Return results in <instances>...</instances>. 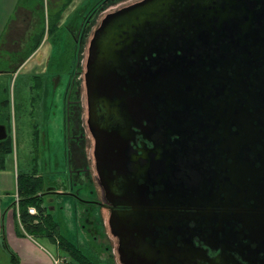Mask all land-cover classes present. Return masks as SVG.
I'll return each mask as SVG.
<instances>
[{"label": "flooded vegetation", "instance_id": "1", "mask_svg": "<svg viewBox=\"0 0 264 264\" xmlns=\"http://www.w3.org/2000/svg\"><path fill=\"white\" fill-rule=\"evenodd\" d=\"M114 1L101 0L93 6L81 19L78 31L70 27L69 56L75 61L67 60L63 127L66 186L62 184L65 192L61 193L85 206L92 247L88 256L98 264H122L123 243L129 245L127 253L133 264H147L151 258L156 259L155 264H185L186 256L194 259L190 264H264V229L251 222L252 201L238 193L241 184L232 181L235 177L230 167L233 160L241 168L247 163L259 166L261 158L251 153L250 146H243L235 157L229 156L228 149H221L214 129L221 132L222 126L208 117L201 119L180 85L183 78L193 76L205 83L212 79V70L223 67L226 81L231 77L239 86L249 82L261 85L258 94L264 100V84H260L264 83V30L257 29V44L248 41L243 47H251L260 64L243 65L244 55L234 54L229 45L222 47L230 40L220 32L211 31L206 39L198 31L186 33L180 19L186 13L180 9L194 0H176L171 10L178 12L171 11L162 21L124 36L119 58L127 60L126 68H117L118 75L113 74V95L102 94L96 100L94 130L89 119L86 55L106 15H97L98 9ZM136 1L140 0L129 4ZM203 1L232 14L242 8L227 0H199ZM255 3L259 9L264 6L259 0ZM178 56L187 62H178ZM62 62H55L58 73L66 71ZM54 65L49 64V69ZM187 90L193 100L191 88ZM227 94L233 98L239 95V103H232L244 107L247 99L241 88ZM178 97L185 102L179 104ZM94 132L101 138L99 164L94 157ZM123 264H127L125 259Z\"/></svg>", "mask_w": 264, "mask_h": 264}, {"label": "water", "instance_id": "2", "mask_svg": "<svg viewBox=\"0 0 264 264\" xmlns=\"http://www.w3.org/2000/svg\"><path fill=\"white\" fill-rule=\"evenodd\" d=\"M179 1L183 2L185 0ZM227 1L231 6L239 3L242 8L238 11H233L232 14L221 6H211L204 1L199 2V0H194L193 3H186L180 9V12L186 13V17L180 18L183 21L182 29L186 33L198 31L199 36L205 39L211 31L220 32V36H224L230 40L229 43L222 44V47L226 45L233 47L234 54L241 55V57L244 55L243 65L246 63V66L256 67L260 63L257 60L258 57L255 56V52L249 46L246 49L243 47L247 45L245 43L248 41L253 46L257 44L255 41L257 29L261 27L264 30V6L261 9L257 8L255 0ZM259 2L264 4V0H259ZM172 5L176 6V0H140L107 13L101 20L88 45L86 55L87 72L85 76L91 108L89 119L90 127L94 130L97 127V116L94 114L96 100L102 94L113 95L115 91V79H112L115 76L113 74L117 73V68H126L127 60L122 61L119 58V51L125 47L124 36L137 29H143L147 24H151V22L158 23L162 21V17L164 18V16L169 15L171 11L178 12L176 8L171 10ZM196 22L199 25H196ZM227 22L229 23L227 24ZM206 44L204 43L203 45L208 48ZM242 50L245 51L244 54ZM178 62L183 63L187 61L184 57L178 56ZM236 66L238 68L239 64H236ZM212 71L210 75L212 79H206L205 83L198 80L195 81L193 76L188 80L183 78V84L180 85H182L185 91L184 97H186V100L192 107L194 106L196 113L201 115V119L208 117L211 121L222 126L221 132L216 127L214 129L215 141H217L221 149L229 150L230 157L238 155L243 146H250L252 149L251 153L258 157L260 156L258 158H261L259 166L247 163V165H244V168H241L233 160L230 167L231 174L235 177L232 181H238L241 184V191H238V193L245 195L249 201H252L254 218L251 222H255L256 225L264 229V100H260L258 94L261 85H258L257 82H249L248 84L239 86L233 84L234 81L231 77L229 81H226L225 68L219 67ZM232 72L236 74L235 71ZM238 81L236 80L237 83ZM188 87L193 92V100H190ZM239 88L246 95L247 100L244 103V107H241L239 104L233 105L232 103V100L234 103H239V95L235 94L236 96L233 98L227 94L229 90L232 89L237 92ZM152 95L154 94L152 93ZM184 102L182 98L178 97L179 104H183ZM195 118L197 121L200 120L197 115ZM6 129L5 125H0V141H3L8 136ZM93 137L96 142V154L94 157H96V161L98 162L99 155L97 153L99 151L97 147L100 148L101 138L95 132ZM106 179L107 183L111 185L110 177ZM56 191L61 190L54 188L53 193L64 194ZM240 198L238 197L236 201H239ZM122 206H125V204ZM245 221H249V219H245ZM113 223L114 221L111 218L109 225L112 226ZM124 224L127 225V223ZM128 247V244L124 245L122 243V256L127 264H133L127 253ZM124 259L120 258L122 264ZM186 259L185 264H190L189 262L194 260H191V257L188 256H186ZM155 263V258L147 260V264ZM134 264H140V261H135Z\"/></svg>", "mask_w": 264, "mask_h": 264}, {"label": "rangeland", "instance_id": "3", "mask_svg": "<svg viewBox=\"0 0 264 264\" xmlns=\"http://www.w3.org/2000/svg\"><path fill=\"white\" fill-rule=\"evenodd\" d=\"M100 1L34 0L32 2V8L35 7L33 9L34 14L37 16L36 28L40 32H45V40L47 41L45 51H47L46 48L50 49L52 47L54 49L53 56L62 57L61 59L65 61V65H63L65 72L58 73L56 64L52 69H49L46 90L35 89L33 85L35 81L32 77L36 72L29 69L30 65L13 73L11 72L12 64L7 63L3 56L0 57V71L3 72L0 73L1 99L4 97L1 91L7 86L10 93L11 130L14 142V153L10 158L14 159L15 165L20 171L30 173L35 170L38 175L42 176L44 187L47 191L43 196V204L49 208V213L52 215L54 222L58 224L59 235L64 240L81 245L83 252L87 255H91L92 247L90 246L91 242L87 233L89 226L84 216L85 206L69 198L66 194L53 193V189L61 190L56 192H64L63 185L66 186L63 179L66 171L63 127L65 88L68 85L69 78L67 57L70 59L69 54L71 53L70 41L72 34L70 27L78 28L77 26L81 19L86 17L93 6ZM132 1L135 0H116L98 9L97 15L102 12L100 16L102 17ZM37 6L42 7L39 9ZM59 12L62 13L61 19L56 21L55 17ZM2 13L5 14L6 18L12 14L6 8H2ZM57 22H59L56 25L58 26L57 29L49 36L47 31L49 25L57 24ZM66 51L67 55L64 56ZM17 55H19L18 58L25 56L24 54ZM13 65H15V61ZM35 128L40 130V139H36ZM33 139L36 142H33ZM9 183H12L9 186L8 195L11 204V202L16 201L17 182L13 178ZM36 241L50 252L52 256H63L67 258L69 264H75L72 258L65 253L57 254L56 247H51L52 244L50 245L47 241H42L41 239ZM40 258L45 259L43 256H40Z\"/></svg>", "mask_w": 264, "mask_h": 264}, {"label": "crops", "instance_id": "4", "mask_svg": "<svg viewBox=\"0 0 264 264\" xmlns=\"http://www.w3.org/2000/svg\"><path fill=\"white\" fill-rule=\"evenodd\" d=\"M33 1L0 0V57L3 56L7 63L12 64V70L15 72L30 65L31 71H35L36 75H41V89L46 90L49 78L48 69L54 49L52 47L46 48L47 51H45L47 43L45 32H40L36 28L37 16L33 10L35 7L32 8ZM37 7L40 9L42 6ZM2 8L11 11L10 17H5ZM17 54H24L25 56L18 58L19 55ZM14 61L15 65H13ZM35 126L38 128L37 125ZM35 132L39 134L36 135V139H40V130L36 129ZM4 168V170H0V264H13L11 253L17 256L18 264H54L53 258L55 256H52L36 240L47 241L50 245L52 244L51 247H56V249L58 248L57 244L51 243L52 241L47 238L36 239L26 233L19 219V200L10 204L8 195L9 186L12 183L9 182L13 178L17 182L18 170L20 169L16 167L14 159L10 156ZM57 254H60L58 249ZM40 256L48 260L41 259Z\"/></svg>", "mask_w": 264, "mask_h": 264}, {"label": "trees", "instance_id": "5", "mask_svg": "<svg viewBox=\"0 0 264 264\" xmlns=\"http://www.w3.org/2000/svg\"><path fill=\"white\" fill-rule=\"evenodd\" d=\"M104 0H102V3ZM103 4L100 8L104 7ZM61 12L56 15V21L61 19ZM59 22L53 23V25H49L48 33L49 36L52 32H54L58 26ZM78 31V28L76 29ZM67 55V52L64 56ZM62 58V57H61ZM60 57H54L51 60V65L56 64L55 62H62V66L64 64V60ZM69 59V58H67ZM70 61H75L73 56L70 57ZM63 68V67H62ZM61 68V69H62ZM11 72L16 73L15 70ZM9 72V73H11ZM0 73H3L0 71ZM6 73V72H5ZM33 80L35 83L33 84L36 90L42 88V77L41 75H33ZM9 87L4 88L1 92L3 93V98L0 97V125H5L6 130L8 132V136L2 141H0V170H4L6 167V161L9 156L14 153V142L12 135V117L10 111V93ZM6 96H5V95ZM36 129V128H35ZM35 134L38 136V132ZM36 142V141H34ZM46 188L44 187V180L42 176L38 175L35 170L33 172H22L18 170L17 176V193L19 196V207H20V222L22 224L23 229L26 233L30 234L34 238H47L51 240V243L57 244V249L60 254H66L72 258L75 264H98L96 260L92 257H89L83 249L81 245L74 244L73 242L64 240L59 235V226L54 222L52 215L49 213V209L46 205L43 204V196L46 194ZM41 195V196H40ZM63 195V194H62ZM30 207H35L37 210L36 215L29 214L28 209ZM91 219L89 220V222ZM13 264H18L17 256L11 253Z\"/></svg>", "mask_w": 264, "mask_h": 264}, {"label": "built area", "instance_id": "6", "mask_svg": "<svg viewBox=\"0 0 264 264\" xmlns=\"http://www.w3.org/2000/svg\"><path fill=\"white\" fill-rule=\"evenodd\" d=\"M16 200L17 201L19 200L18 193L16 195ZM28 211H29V214L31 215H36L37 213V210L35 207H30ZM53 259H54V264H69L67 258L60 256V255H58L57 257H54Z\"/></svg>", "mask_w": 264, "mask_h": 264}]
</instances>
